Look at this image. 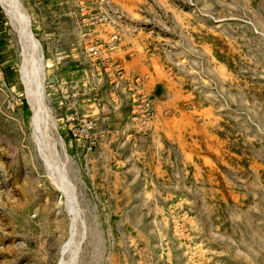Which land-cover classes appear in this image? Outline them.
Masks as SVG:
<instances>
[{
    "label": "rangeland",
    "instance_id": "374dc122",
    "mask_svg": "<svg viewBox=\"0 0 264 264\" xmlns=\"http://www.w3.org/2000/svg\"><path fill=\"white\" fill-rule=\"evenodd\" d=\"M68 8L78 34H48ZM140 12L143 23L115 0H0V264L60 263L72 221L60 171L79 210L71 264H264V0H146ZM140 32L173 82L164 95L147 90L156 72L128 75L113 54ZM73 38L78 56H65ZM160 115L179 117L169 129L187 146L161 134Z\"/></svg>",
    "mask_w": 264,
    "mask_h": 264
},
{
    "label": "crops",
    "instance_id": "0c3cea01",
    "mask_svg": "<svg viewBox=\"0 0 264 264\" xmlns=\"http://www.w3.org/2000/svg\"><path fill=\"white\" fill-rule=\"evenodd\" d=\"M116 3L124 10L126 13L130 16L131 20L137 23H143L142 21V13L140 12L142 9V6L146 0H115ZM67 8V6H66ZM71 9L68 8L66 10H63V13L59 14V17L55 18V22L61 29L56 30V26L53 28L54 30H49L48 34L52 36H58L61 40H65L67 35L69 34H75L77 35L79 32L78 27L76 26L75 31L72 33L71 29H68L67 26L64 24L66 21V18L64 16L66 14L71 13ZM77 23V22H76ZM75 23V24H76ZM62 25V27L60 26ZM99 30L101 31L102 35L107 36L108 33L112 31V27L110 26H101L99 27ZM149 39L148 35L140 32L138 33L134 38L129 39L125 44H123L120 48H118L116 51L113 52L114 55H116L118 58L122 59L125 63L126 70L128 75H135L136 73L140 72H146L153 70L156 72L152 79L147 84V90L148 92L154 89V91L159 94L160 92L162 95L165 93V88L170 87L171 89L173 87V82L171 79L168 78V76L164 73L163 69L159 68V63L157 62V53L155 52H149ZM77 45L78 42L76 39H72L69 41L65 47L62 46L61 52L65 53V56L72 55V56H78L77 51ZM76 46V47H74ZM68 47V48H67ZM49 49V48H48ZM73 52H75L73 54ZM72 62L70 66H79V59L71 58ZM159 86H162V90L159 88ZM104 89V88H103ZM79 90V89H78ZM75 92H73L71 95H74ZM111 98L116 102V107L121 105V98L118 94H116L115 91L112 92L110 90ZM131 112V110H129ZM159 107V112H160ZM178 116H159L156 122L157 127L159 128V124L162 126V135L165 137H168L172 139L173 142L179 141V143L187 146V143L185 140H176L175 138L179 136V133L173 129L170 128V123L173 121L178 120ZM174 138V139H173ZM185 151L188 152L189 148H185Z\"/></svg>",
    "mask_w": 264,
    "mask_h": 264
},
{
    "label": "bare ground",
    "instance_id": "6f19581e",
    "mask_svg": "<svg viewBox=\"0 0 264 264\" xmlns=\"http://www.w3.org/2000/svg\"><path fill=\"white\" fill-rule=\"evenodd\" d=\"M21 25H22V29H21L22 41H23L25 56H26L28 62H31L30 60H32V58L34 57V54H36V49H37L38 43L33 38L32 34H31V31L28 28L27 21L26 22L25 21L21 22ZM38 68H37V70H39ZM36 126H38V125H36ZM39 127L40 126H38L37 129H40ZM41 140H42V138H41ZM43 141H45V140H43ZM43 141H42V143L44 144ZM45 142H46L45 143L46 145H44V148H45V151H46V154H47L49 152H47L48 150L46 149L45 146H47V144H50V143H48L47 140ZM43 144H42V146H43ZM42 146H41V150H42L41 152L44 151V149H42ZM43 154H45V153L43 152ZM52 162H56V161H52ZM60 172H62V181H63V184H61L60 187L65 192H67V195H68V198H69V204H70L69 208H70V212L72 214V221H71V228H70V237L67 240V242L63 245L62 257H61V260H60L59 264H71V262H75L76 253H77V251L79 250V247H80L79 243L75 240V237L78 234L79 210H78V207H77L74 191L72 190V182H71L69 176L67 175V173L65 171H60ZM82 226H83V224H82ZM68 252H72V258H70V260H67V258H66V255H67Z\"/></svg>",
    "mask_w": 264,
    "mask_h": 264
},
{
    "label": "built area",
    "instance_id": "2783aa9c",
    "mask_svg": "<svg viewBox=\"0 0 264 264\" xmlns=\"http://www.w3.org/2000/svg\"><path fill=\"white\" fill-rule=\"evenodd\" d=\"M140 78L138 77V79L137 80H139ZM141 80H142V78H141ZM140 80V81H141ZM93 122H88V123H85L84 124V130L86 131V132H88L90 129H92L93 128Z\"/></svg>",
    "mask_w": 264,
    "mask_h": 264
}]
</instances>
